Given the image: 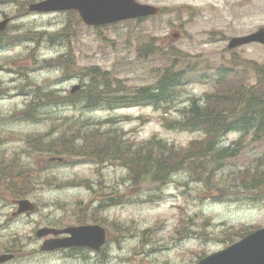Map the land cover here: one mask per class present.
Returning <instances> with one entry per match:
<instances>
[{
    "label": "rangeland",
    "instance_id": "rangeland-1",
    "mask_svg": "<svg viewBox=\"0 0 264 264\" xmlns=\"http://www.w3.org/2000/svg\"><path fill=\"white\" fill-rule=\"evenodd\" d=\"M31 1L0 2V19L4 15L13 17L10 25L14 28L9 32L61 33L63 25L72 22L74 33L67 40L57 38L52 44L0 46V132L5 134V145L12 149L25 148L21 137L42 135L64 117L90 120L115 117L121 120L118 128L132 140L157 135L178 147H185L202 136L199 132L166 129L161 124L162 113L151 107L83 110L80 105H47L40 110V121L8 119L9 114L24 108L29 101L30 95L26 94L34 90V86L28 85L27 81L43 90L54 89L59 95L68 94L75 84L81 87V81L73 73H67L61 67L42 66L43 59L71 53L76 66L99 65L133 86L151 84L163 66L164 57L148 53L144 46L151 36L159 40L161 47L175 46L193 60L228 64L241 58L242 61L264 63V46L261 44L250 43L234 49L226 47L231 37L247 35L264 27V0H137L159 6L163 12L98 28L78 23L74 15L66 12L22 13ZM33 48L36 65L27 56ZM23 65L28 67L27 79L13 72ZM238 76L242 81L253 80L246 70H241ZM180 90L174 107L163 113L168 119L179 117L176 108L188 105L191 97L202 98L214 87L211 83L195 82L183 85ZM237 138V133H230L223 137L222 144L229 145ZM262 156L264 135L261 140L246 141L240 156L224 162L217 176L257 164ZM23 159L36 161L35 155L29 153H24ZM40 166L44 165L38 161L35 167ZM45 172L61 181L75 180L76 183L73 186L65 183L63 188L35 186L34 195L29 199L35 203L37 211L14 221L6 222L12 205L0 204V245L9 246L14 240L18 248L21 247L19 242L24 245L17 251L12 244L16 258L5 264H194L200 256L238 239L241 229L264 227L263 202L253 201L248 194L226 199L213 197L204 183L190 179L188 172L172 175L162 186L143 183L133 190L129 187L127 170L116 164L101 168L87 162H56ZM99 173L103 176L104 190L118 191L122 197L118 204L96 210L94 192L79 182L90 179L96 183ZM0 194H3L2 190ZM92 217H98L110 236L113 233V243L109 238L100 254L85 250L79 251L78 256L68 257L63 251H39L41 240L34 236L39 227H63L75 224L79 218L82 219L80 222H92ZM188 221V229L180 230ZM202 230L215 239L200 235ZM2 249L0 253L6 252H1ZM26 250L31 253L27 254Z\"/></svg>",
    "mask_w": 264,
    "mask_h": 264
},
{
    "label": "trees",
    "instance_id": "trees-1",
    "mask_svg": "<svg viewBox=\"0 0 264 264\" xmlns=\"http://www.w3.org/2000/svg\"><path fill=\"white\" fill-rule=\"evenodd\" d=\"M25 12L26 9L22 13ZM72 24L70 22L61 33L54 34L29 30L9 32L14 28L10 25L0 32V46L52 44L56 43L57 38L67 40L74 33ZM156 39L151 36L144 43L148 53L164 57L163 66L158 69L151 84L128 85L123 78L99 65L76 66L71 53L56 59H43L39 61L42 66H60L67 73L77 76L81 89L75 94L59 95L54 89L43 90L27 81L28 85L34 86V90L26 94L30 95L29 101L24 108L9 114L8 119L40 121V110L47 105H80L83 110L151 106L155 111L166 113L174 107L183 85L211 83L214 90L205 92L202 98L191 97L187 106L176 108L179 117L168 119L161 115V124L166 129L200 132L202 136L185 147H178L157 135L140 141L132 140L118 128L120 120L115 117L103 120L64 117L42 135L21 137V142L25 144V148L21 149L7 147L5 134L0 132V191H3L0 199L9 202L32 196L36 190L34 187L39 185L63 188L67 183L73 186L75 180L61 181L55 175L43 173L56 163L50 157L62 156V163L87 162L101 168L113 164L123 167L127 170L132 190L143 183L162 186L172 175L188 172L189 178L202 181L213 197L226 199L248 194L253 201L264 203V156L258 158L257 164L217 176L224 162L241 154L248 136L250 141H258L264 135V63L242 61L241 58L233 59L228 64L193 60L175 46L161 47ZM34 49L27 56L36 65ZM27 68V65L19 66L13 72L27 79ZM241 70L250 72L253 80H239ZM233 132L238 133L239 137L229 145H222V138ZM24 153L34 154L36 161L23 159ZM38 161L44 166L36 168ZM102 179L99 173L96 183L90 179L79 182L94 192L99 203L96 210L116 205L122 197L118 191L104 190ZM90 219L100 222L98 217ZM12 244L15 245V242ZM12 244H2L0 249L12 251Z\"/></svg>",
    "mask_w": 264,
    "mask_h": 264
},
{
    "label": "water",
    "instance_id": "water-1",
    "mask_svg": "<svg viewBox=\"0 0 264 264\" xmlns=\"http://www.w3.org/2000/svg\"><path fill=\"white\" fill-rule=\"evenodd\" d=\"M75 9L87 25H104L117 21L155 15L159 7L139 3L135 0H42L29 5L31 11H55ZM8 18L0 21V31L4 30ZM250 42L264 44V28H259L243 36L230 38L227 47L234 48ZM74 85L71 93L78 89ZM17 213L31 211L33 204L27 199L16 200ZM69 233L65 237L45 239L41 250H53L70 246H87L94 250L99 249L106 241L105 229L99 225L69 226L63 229L43 227L37 230L36 236L43 237L48 234L59 235ZM12 254L0 255V262L9 260ZM196 264H264V228L253 231L239 241L222 250L201 258Z\"/></svg>",
    "mask_w": 264,
    "mask_h": 264
},
{
    "label": "flooded vegetation",
    "instance_id": "flooded-vegetation-1",
    "mask_svg": "<svg viewBox=\"0 0 264 264\" xmlns=\"http://www.w3.org/2000/svg\"><path fill=\"white\" fill-rule=\"evenodd\" d=\"M38 1V0H37ZM111 241H112V243H113V233H112V235H111Z\"/></svg>",
    "mask_w": 264,
    "mask_h": 264
}]
</instances>
